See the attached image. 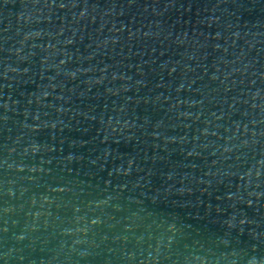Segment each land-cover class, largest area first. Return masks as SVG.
I'll list each match as a JSON object with an SVG mask.
<instances>
[{
  "label": "water",
  "instance_id": "95a60500",
  "mask_svg": "<svg viewBox=\"0 0 264 264\" xmlns=\"http://www.w3.org/2000/svg\"><path fill=\"white\" fill-rule=\"evenodd\" d=\"M0 264H264V0H0Z\"/></svg>",
  "mask_w": 264,
  "mask_h": 264
}]
</instances>
